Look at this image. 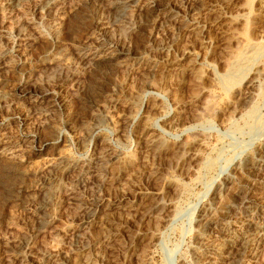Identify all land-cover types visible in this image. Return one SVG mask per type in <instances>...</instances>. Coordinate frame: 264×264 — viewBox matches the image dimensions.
<instances>
[{
  "label": "rangeland",
  "instance_id": "rangeland-1",
  "mask_svg": "<svg viewBox=\"0 0 264 264\" xmlns=\"http://www.w3.org/2000/svg\"><path fill=\"white\" fill-rule=\"evenodd\" d=\"M103 1L66 0L56 40L49 35L58 13L40 4L29 5L25 22L44 20L49 37L0 22V50L10 53L0 71V148L16 141L21 151L0 157V264H218L203 256L205 246L195 252L198 237L218 245L260 223L246 216L243 199H264V171L249 169L264 135L248 133L244 120L263 101L264 76L231 90L219 79L239 44L259 46L253 62L264 68V0H164L181 12L201 8L194 11L201 28L174 32L149 14V0ZM161 41L168 52L155 50ZM62 48L77 76L45 68L54 62L44 56ZM82 48L130 51L156 65L130 58L126 71L125 54L94 65ZM34 137L49 148L38 149ZM257 243L240 264H264V238Z\"/></svg>",
  "mask_w": 264,
  "mask_h": 264
},
{
  "label": "bare ground",
  "instance_id": "bare-ground-1",
  "mask_svg": "<svg viewBox=\"0 0 264 264\" xmlns=\"http://www.w3.org/2000/svg\"><path fill=\"white\" fill-rule=\"evenodd\" d=\"M39 1V3H38ZM66 0H0V22L1 25H6L11 24L12 26L16 27L21 34L27 36L29 33V27H32L37 34H39V36H48V32L51 26H47V24L44 22V20L38 22V23H26L25 22V14L27 9L29 8V5L31 4L32 6L34 5L35 7L38 6L40 4L42 9H45V11H47L49 14H52L53 10L55 9L57 11L58 14H54L55 16H51L52 19L54 20L53 26H52V30H50V37H53V39H58V33L60 31V27L62 24V19L64 18L62 15H65L64 12L67 9V6H64ZM68 1V0H67ZM106 1V0H105ZM137 0H108L109 4L111 6H120V7H125L127 6L129 3L135 2ZM184 1V0H183ZM191 1H195V0H186L185 3L191 2ZM198 1V0H197ZM102 2H104L102 0ZM107 2V1H106ZM103 5L106 6L107 4ZM170 2V1H168ZM200 2V1H199ZM198 2V3H199ZM97 4V2H95ZM92 3V4H95ZM193 4V2H191ZM197 3V4H198ZM64 4V5H63ZM95 4V5H96ZM180 4V3H179ZM183 4V3H182ZM195 4V5H197ZM61 5H63V7H65L66 9L61 8ZM69 5V3L67 4ZM94 5V6H95ZM102 5V4H101ZM109 5V8H110ZM194 5V4H193ZM93 6V5H92ZM93 6V7H94ZM147 10H149L148 12H150L149 14H151L152 16H154L155 19L160 18V16H163V18L165 19L166 22L169 23V28L170 29H177L178 31L181 29H194L195 27L201 28L200 26H202V24H198V20L194 18L195 14H197L198 12H194V11H199L198 9L195 10V6H192L191 4H187L186 7L183 9L185 10V12H181V10L177 9L176 6H174V4L172 5V3H166V1L164 2V0H149L148 3L145 5ZM144 6V9H145ZM199 6V5H198ZM202 6V5H201ZM70 7V6H69ZM78 7V6H75ZM101 7V6H100ZM130 7V5H129ZM181 8V6H179ZM178 7V8H179ZM197 7V6H196ZM203 7V6H202ZM74 7H71V9ZM97 8V7H96ZM95 7L93 8L96 9ZM103 8V7H102ZM107 8V10L109 9ZM199 8V7H198ZM207 8V7H206ZM209 8V7H208ZM99 9V8H98ZM96 9V10H98ZM204 9V8H202ZM75 10V9H74ZM94 10V12L96 11ZM143 10V9H142ZM67 11V10H66ZM105 11V10H104ZM103 11V12H104ZM123 11V10H120ZM202 11V10H201ZM73 12V11H72ZM75 12V11H74ZM98 12L100 13V11L98 10ZM102 12V11H101ZM102 12V14H104ZM112 12V11H111ZM116 12V11H115ZM113 12V13H115ZM68 13V12H67ZM106 13V11H105ZM47 14V13H46ZM95 14V13H94ZM122 14V13H121ZM156 14V15H155ZM117 15H120L119 13ZM95 16H98V14H96ZM100 16V15H99ZM121 16V15H120ZM125 16V15H124ZM47 17V16H46ZM45 17V19H46ZM49 17V16H48ZM102 17V16H101ZM105 17V16H103ZM116 17V16H115ZM150 17V15H149ZM111 18V17H110ZM96 19V18H95ZM101 20V18H99ZM64 20V19H63ZM157 21V20H156ZM48 22V21H47ZM101 22V21H100ZM171 22L173 24H171ZM201 22V21H200ZM127 23V22H126ZM131 23V22H130ZM7 24V25H8ZM26 24L29 26H26ZM141 24V23H140ZM52 25V24H50ZM102 25V24H101ZM104 26V25H103ZM160 26V25H159ZM168 26V25H167ZM197 27V28H198ZM102 28V26L100 27ZM98 28V29H100ZM136 26H130L127 27V29H135ZM160 29H162L161 27H159ZM168 28V29H169ZM203 28V27H202ZM204 29V28H203ZM2 30V29H1ZM102 30V29H101ZM104 30V29H103ZM102 30V31H103ZM164 30V29H163ZM167 30V29H166ZM3 31V30H2ZM126 31V30H124ZM128 31V30H127ZM175 30H173L174 32ZM101 32V31H99ZM136 32V31H135ZM102 33V32H101ZM106 33V32H105ZM169 33V32H168ZM60 34V33H59ZM91 35V34H90ZM4 36V35H3ZM48 36V37H49ZM58 36V37H57ZM107 36V35H106ZM97 37V36H96ZM103 37V36H102ZM171 37V36H170ZM172 38V37H171ZM244 39V38H243ZM54 40V41H55ZM60 40V39H59ZM111 40V39H110ZM1 41V38H0ZM96 41H99V39L97 38ZM33 39L32 38H28L27 39V45L32 44ZM56 42V41H55ZM59 42V41H58ZM92 42V41H91ZM95 42V41H94ZM104 42V41H103ZM54 43V42H53ZM253 43V42H252ZM251 43V44H252ZM55 44V43H54ZM59 44V43H58ZM101 44V42H100ZM245 44V43H243ZM87 45V44H86ZM90 45V44H89ZM88 45V46H89ZM92 45V44H91ZM94 45V44H93ZM97 42L95 43L96 47ZM104 45V44H102ZM242 46V44H239ZM258 45V44H257ZM240 46L239 51L237 52V54H235L233 56V59L231 60V62L228 64V69L225 73V75L223 77H221L219 80L224 84H222L223 86H226L227 88H230L229 90H231V87H233L235 84H237L238 82H242L244 81L249 75L253 76V77H258L256 76L258 73L262 72V75L264 76V68H262L260 65H258V63H254L253 60L257 57H255V55L258 53V49L256 48L257 46L252 44V45H248L245 44L243 45V47ZM31 48V47H30ZM57 49V48H56ZM98 49V48H97ZM154 49V48H153ZM170 49V46L168 44V42L165 41H161L159 43L156 44V49L157 51L161 52V53H166L168 52ZM49 50V49H48ZM54 50V49H53ZM89 49L85 50L82 48L81 50V54H82V58L85 57H89L91 56V62L92 64L96 65L98 63L102 62L105 63H110L114 60H118V55L121 54H125L126 58L122 59L120 63L121 69L124 67L127 71V68L129 66V59L133 58L135 59L138 64L140 63H145L148 67H150V69L155 67V63L151 60L145 59L147 57H143L142 55H137V56H132V53L130 51H118L117 53L114 52H109L105 53V51L101 52V51H95L93 53H89L88 52ZM100 50V49H99ZM10 51V50H9ZM47 51V50H46ZM57 51V50H56ZM59 51V49H58ZM52 52L50 50V52L48 54H44L45 56V60L46 62H49L50 65L54 62V65L52 67H48L49 63H47L48 66H43L45 68H48L51 70H58V71H66V72H71L74 73L75 76L78 75V66L76 64L75 61H69L68 59H65L63 57V48L61 52ZM260 51V50H259ZM262 52V50H261ZM264 52V51H263ZM135 53V52H133ZM236 53V52H235ZM10 53L6 52V51H2L0 50V71L1 69H3V66L5 63H9L10 62ZM128 56V57H127ZM262 56H264V54H262ZM42 57V56H41ZM255 57V58H254ZM81 58V57H80ZM90 59V58H89ZM258 59V58H257ZM88 60V59H87ZM154 60V59H153ZM159 60V59H158ZM256 61V60H254ZM258 61V60H257ZM45 62V63H46ZM253 62V63H252ZM259 62V61H258ZM263 63V62H262ZM14 64V63H13ZM136 65V64H134ZM262 65V64H261ZM130 67V66H129ZM261 67V68H260ZM264 67V66H263ZM20 68V67H19ZM42 68V67H41ZM80 68V67H79ZM260 68V69H259ZM44 70V69H41ZM46 70V69H45ZM49 71V70H48ZM148 71V70H147ZM38 72V71H37ZM46 71H43V73ZM27 73V72H26ZM144 73V72H142ZM70 74V73H69ZM35 75V74H34ZM44 75V74H43ZM68 75V74H67ZM261 75V73L259 74ZM261 75V76H262ZM33 76V75H31ZM259 76V77H261ZM35 77V76H34ZM28 79H30L29 77H27ZM26 78V79H27ZM32 78V77H31ZM37 78V77H36ZM127 78V77H126ZM31 80V79H30ZM259 80V78H258ZM32 82H37L31 80ZM218 81V80H217ZM258 82V81H257ZM32 83V85L34 84ZM254 83V78L251 79V81L249 82V84H253ZM26 85V84H25ZM25 85H20L19 90L22 93H26V88L24 87ZM28 86L30 85L29 83L27 84ZM221 85V84H220ZM248 85V84H247ZM27 87V86H26ZM34 87V86H33ZM37 87V86H35ZM236 87V86H235ZM30 88V87H29ZM224 88V87H223ZM28 89V88H27ZM225 89V88H224ZM227 90V89H226ZM225 90V91H226ZM228 91V90H227ZM264 94V93H263ZM2 97V96H0ZM248 97V96H247ZM3 98V97H2ZM5 99L7 97H4ZM37 98H35L36 100ZM3 100V99H2ZM7 100V99H6ZM32 100V99H31ZM37 101V100H36ZM137 101V100H136ZM1 102V101H0ZM3 102V101H2ZM7 102V101H6ZM35 102V101H34ZM110 102V100H109ZM113 102V101H112ZM258 102V101H257ZM111 103V102H110ZM1 104V103H0ZM4 104V102H3ZM114 104V103H113ZM2 105V104H1ZM105 105V104H104ZM133 105V104H132ZM262 105L264 106V98L263 101H261V103H256L255 106H253L252 108L248 109L250 110L249 113H246V120H244V126L245 128H247V130L249 129L250 132L248 133H253L254 135H264V120L261 119V117L259 116V111L261 110L260 108L262 107ZM240 106V105H239ZM106 107V106H105ZM103 107V108H105ZM104 110V109H103ZM105 111V110H104ZM131 113V112H130ZM96 116V114H95ZM106 116V115H105ZM244 117V114L241 116ZM107 118V117H106ZM131 118V117H130ZM98 119V118H97ZM96 119V120H97ZM104 119V118H103ZM129 119V117H128ZM69 121V120H68ZM103 120H97L96 121V125L97 124H101L103 123ZM71 123V122H70ZM243 128L241 127H234V130H242ZM232 131V130H231ZM154 135V134H152ZM151 135V136H152ZM29 136V135H28ZM225 137V136H224ZM256 138V137H255ZM30 140V139H29ZM9 141V140H8ZM152 141V140H151ZM14 142V140H13ZM16 142V141H15ZM8 143L5 144V146L2 148H0V157H6V158H15L16 156L19 155V157L21 156V151L18 149V144L17 143ZM24 142V141H23ZM37 143L38 145V149L40 150H45L47 149V147L50 145V141L47 140H40L38 137H34L32 143ZM55 142V140H54ZM2 144V143H1ZM53 144V143H52ZM51 144V145H52ZM56 145V143L54 144ZM27 146V145H26ZM32 146V145H31ZM53 146V145H52ZM34 148V147H33ZM49 148V147H48ZM58 149V148H57ZM56 149V150H57ZM49 150V149H48ZM111 154V153H110ZM58 155V154H57ZM63 155V154H62ZM255 155V154H254ZM253 155V159L250 162V168L252 171H264V146L261 147V150L254 156ZM61 156V155H60ZM59 156V157H60ZM68 157V156H67ZM17 158V157H16ZM15 158V159H16ZM22 159V158H21ZM24 159V158H23ZM20 160V158H19ZM62 160V159H61ZM64 161V160H63ZM73 161V160H72ZM62 162V161H61ZM70 163V162H69ZM61 164V163H60ZM59 164V165H60ZM65 164V163H64ZM63 164V165H64ZM68 164V163H67ZM61 166V165H60ZM76 166V165H75ZM50 167L51 170H55L56 168H58V163L57 161L54 159V162H49L48 166ZM66 167V165H65ZM67 168V167H66ZM50 170V171H51ZM66 171V170H65ZM32 173V172H31ZM47 173V172H46ZM2 174V173H1ZM54 175V174H53ZM34 178V176H33ZM249 181V180H248ZM243 183V182H242ZM244 184V183H243ZM247 185V184H246ZM248 187V186H246ZM22 187H20L21 190ZM41 193L43 194H47L45 191L46 190V186H41ZM245 190V189H244ZM17 191V190H16ZM249 191V190H248ZM49 192V191H48ZM245 193V192H244ZM50 195V194H49ZM55 195V194H54ZM242 192H241V196H242ZM32 197V195H31ZM41 197V196H40ZM44 197V195H43ZM40 199V198H39ZM243 199V198H242ZM241 199V200H242ZM247 198L243 199V204L245 205V214L246 216L249 217V219L251 220V218H257L258 220H260V223H251V228L247 231H244L243 233L238 232L239 234H235V235H229V236H225V238L223 239V241L221 243H219L218 245H214L212 243H210L203 235H201L200 237H198V247L195 249V252L200 255V247L205 246V249L208 251L206 254H204L203 256H206V258L211 261L212 263H218V264H240L241 260L243 259V255H245V253L247 251H249L250 249H254L256 247V244H258L257 242L262 240L264 238V199H262L259 202L256 201H247ZM37 201H39L38 199H36ZM249 200V199H248ZM252 200V199H251ZM40 203V201H39ZM251 203L256 204L255 206H252ZM242 205V204H241ZM43 206V205H42ZM40 206L38 207L39 210H42L43 207ZM37 208V209H38ZM96 210V208H94ZM244 210V208H243ZM43 213V212H42ZM41 213H39L40 215ZM243 214V213H242ZM45 217V216H43ZM47 218V217H46ZM246 218V217H245ZM43 220H45L44 218H42ZM242 219V218H241ZM240 219V220H241ZM248 219V218H247ZM246 219V221H247ZM226 220V219H225ZM255 220V219H254ZM242 221V220H241ZM257 221V220H256ZM237 222V221H236ZM239 222V221H238ZM40 223V222H39ZM46 223V222H45ZM247 223V222H246ZM86 224V223H85ZM238 225V224H236ZM250 225V224H249ZM224 227V226H223ZM205 230V229H204ZM235 230V229H234ZM238 230V229H237ZM245 230V229H244ZM236 231V230H235ZM243 231V230H242ZM204 232V231H203ZM202 232V233H203ZM237 232V231H236ZM83 233V232H82ZM200 233V234H202ZM79 234V233H78ZM199 234V235H200ZM233 234V233H232ZM84 235V234H83ZM206 235V234H205ZM79 237V236H78ZM80 239V238H79ZM218 241V239H216ZM256 249V248H255ZM203 259V258H202ZM206 259V260H207ZM208 262V261H207ZM1 263V262H0ZM210 264V263H209Z\"/></svg>",
  "mask_w": 264,
  "mask_h": 264
}]
</instances>
